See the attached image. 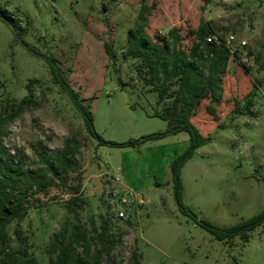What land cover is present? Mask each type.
Wrapping results in <instances>:
<instances>
[{
    "label": "rangeland",
    "instance_id": "obj_1",
    "mask_svg": "<svg viewBox=\"0 0 264 264\" xmlns=\"http://www.w3.org/2000/svg\"><path fill=\"white\" fill-rule=\"evenodd\" d=\"M141 3L153 4L145 29L150 38L176 28L179 46L187 50L190 33L208 25L225 39L232 35L246 42L238 59L227 64L214 114L206 113V100L198 109L195 124L210 139L179 177L183 204L199 220L231 227L264 210V0H0L15 22L10 27L0 21V156L39 179L44 158L67 146L75 151L70 170L47 174L50 186L42 193L30 191L29 213L7 227L10 247L48 264L52 236L80 226L94 253L95 231L106 220L111 252L100 264H264V225L250 232L247 243L238 237L226 243L178 211L170 165L187 150L186 133L135 148L98 146L52 79L44 58L55 60L81 98L94 97V129L105 141L163 132L166 122L152 115L165 114L184 90L175 77L159 102L158 66L150 71L141 58L126 55ZM137 40L151 49L142 33ZM104 44L112 47L113 60ZM253 84V104L246 111L244 97ZM25 98L29 103L19 109ZM120 198L129 202L123 209L127 219H117L118 210L113 211L111 202Z\"/></svg>",
    "mask_w": 264,
    "mask_h": 264
},
{
    "label": "trees",
    "instance_id": "obj_2",
    "mask_svg": "<svg viewBox=\"0 0 264 264\" xmlns=\"http://www.w3.org/2000/svg\"><path fill=\"white\" fill-rule=\"evenodd\" d=\"M153 10V4L148 6L141 3L137 15L138 26L130 30L127 37L126 55L133 58H141L150 71L156 66L162 76V80L155 92L158 101L164 100L168 91L167 83L178 77L179 84L184 90L180 98H175L170 107L165 109V114L155 112L152 117H157L166 122V129L163 132L151 133L141 136L139 139H130L124 143H115L103 140L94 129V116L90 103L94 97L85 100L80 97L68 81L61 75L52 57L44 58L54 83L61 92L66 95L75 111L80 115L87 134L97 141L98 146L111 148H135L148 142L164 139L168 136L186 133L189 139L187 150L177 157L170 165L173 181V199L179 212L191 218L196 226L211 234L217 241L230 243L238 237L243 243H247L250 232L259 226L264 225V210L257 215L242 221L231 227H219L205 220H199L183 204V188L179 177L182 166L193 156L195 151L202 147L209 136H203L195 123L198 109L203 101H208L205 108L207 114H214L215 108L222 102L223 77L226 75L227 64L231 59L228 50L225 48V38L216 34L214 29L208 25L202 26L197 31H192L193 41L187 50L181 49L179 44L181 36L179 30L172 28L167 36L156 35L150 38L146 34L147 17ZM0 21L7 26H14L15 22L9 13L0 8ZM142 33L150 43V50L139 46L138 34ZM215 36L216 41L207 42L203 37ZM104 52L109 60L115 58L112 47L104 44ZM238 59V56L236 57ZM158 64V65H157ZM205 71L203 75L200 70ZM34 82H30L27 90ZM253 84L251 90L244 97V109L249 111L252 106L253 96L256 91ZM29 103L28 98L23 99L18 108ZM233 111H237L238 104L234 102ZM3 120L0 115V121ZM216 118L211 123H216ZM215 126L214 129H217ZM74 150L67 146L65 149L55 152L51 157L43 159L44 171L38 179L34 175L23 171L8 156H0V264H37L29 259L25 252L20 249L12 250L7 233V227L14 221H22L30 211V191L40 194L49 187L46 175L62 174L70 170L74 161ZM78 188L73 189L77 193ZM77 199L70 200L67 204L76 203ZM99 231L96 233L97 250L91 253L92 240L80 226H74L72 231L64 227L59 233L54 234L47 247L48 264H100L103 256L111 252V242L108 236V223L101 220ZM17 239H21L22 233L19 229L14 230ZM94 241V240H93Z\"/></svg>",
    "mask_w": 264,
    "mask_h": 264
},
{
    "label": "built area",
    "instance_id": "obj_3",
    "mask_svg": "<svg viewBox=\"0 0 264 264\" xmlns=\"http://www.w3.org/2000/svg\"><path fill=\"white\" fill-rule=\"evenodd\" d=\"M212 40L216 41L217 38L215 36L206 38L207 42H211ZM246 45L245 41H236L232 35L228 36L224 43L225 48L228 50L231 58L233 59H236L240 52L242 53L243 49L246 48ZM128 204L129 202L125 200V198H120L116 202H111V205L114 206L113 211L118 210L115 213L117 219H127L128 216L125 214L123 209L127 207Z\"/></svg>",
    "mask_w": 264,
    "mask_h": 264
}]
</instances>
